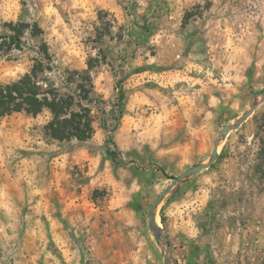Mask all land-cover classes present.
Masks as SVG:
<instances>
[{
    "label": "rangeland",
    "instance_id": "rangeland-1",
    "mask_svg": "<svg viewBox=\"0 0 264 264\" xmlns=\"http://www.w3.org/2000/svg\"><path fill=\"white\" fill-rule=\"evenodd\" d=\"M69 1L0 0V35H3L0 37V83L15 81L29 72L44 42L53 59L52 71L40 73L42 78L51 76L57 86L65 90L67 69L87 70L93 77L95 133L87 141L73 139L62 144L69 152L88 149L92 155L101 154V166L92 173L93 163L89 160L74 161L68 168L70 185L74 183L80 189L95 188L94 194L103 196L108 190L97 187L101 186L97 177L105 161L110 160L114 170L120 166L128 169V183L135 186L131 204L137 210L143 237L146 234L147 240L134 242V249L142 247L141 253L134 251L127 262L99 258L97 256L108 245L98 248L97 244L83 242L82 247H78L82 257L77 264H264V81L246 85L242 97L229 99L227 105L216 107L214 102L211 123L196 124L195 116L189 113V99L175 95L171 84L133 77L144 68L130 65V55L135 56L142 43L140 32L160 30L163 15L177 8L174 0H100L96 11L98 30H43L39 24L43 27L47 21L60 23L63 13H68ZM82 2V9L88 7L87 0ZM114 4L130 20L127 26L120 23L110 9ZM198 7L185 10L183 26L192 12L200 10ZM50 15H57L58 20L54 21ZM10 23L16 25V29L26 25L20 40L10 37L16 33ZM35 23L38 28L34 27ZM90 60L92 69H89ZM148 91H166L168 97L166 100L155 98L154 93ZM147 94L151 99H147ZM166 103L168 108L177 106L181 110L180 121L175 124L178 129L174 133L176 147L172 150L171 140L164 142L161 138L160 144L152 147L150 141H143L148 139L146 136L140 137V114H156ZM255 103L259 106L249 119L222 140L217 161L180 183L159 205L157 222L170 244L169 251L166 241L157 235L149 221L153 202L171 185L174 177L208 161L221 128L234 123ZM51 117L48 109L37 116L14 112L0 117V160L11 162L14 151L23 148L20 145L26 139L50 138L44 126ZM152 117L154 124L159 123L158 116ZM131 123L137 124L133 128L134 134L137 133L133 145L116 134L118 128ZM160 123L162 125L161 120ZM161 133H165L163 127ZM108 152L113 153L114 159ZM226 157L233 160L239 157L241 162L230 163ZM52 161L56 162L57 158ZM221 171L244 172L245 177L213 174ZM211 181L220 186L215 193L216 205L206 209L204 204H197L195 212L192 204L196 190ZM176 203L186 209L183 227L172 215L171 206ZM11 229L0 227V264L43 263L44 258H33L28 251L20 253L18 243L8 234ZM29 246L26 244L27 248Z\"/></svg>",
    "mask_w": 264,
    "mask_h": 264
},
{
    "label": "crops",
    "instance_id": "crops-1",
    "mask_svg": "<svg viewBox=\"0 0 264 264\" xmlns=\"http://www.w3.org/2000/svg\"><path fill=\"white\" fill-rule=\"evenodd\" d=\"M87 1L88 7L82 9V0H70L68 13H63L60 23L47 21L44 28L39 24L40 27L98 30L96 11L100 0ZM174 4L177 8L163 15L160 30L140 32L142 43L137 54L130 55V65L144 69L132 76L141 81L171 84L175 95L190 100L189 113L195 116V123L206 126L212 121L214 102L216 107L227 105L229 99L242 97L246 85L264 81V0H174ZM197 6L200 10L192 12L183 26L185 10ZM111 7L118 21L127 26L130 20L121 14L117 4ZM50 17L58 20L57 15ZM147 93L164 100L168 97L166 91ZM148 97L147 94V99H151ZM166 105L158 108L156 114H140V137L146 136L148 139L143 141H150L152 147L160 144L161 138L164 142L171 140L172 150L176 147L175 124L180 121L181 110ZM154 115L159 117V123H153ZM134 126L137 124L118 128L117 136L127 138L133 145L137 136ZM161 127L165 133H161ZM127 130L131 132L128 135ZM64 142L52 138L26 139L20 145L23 148L14 151L11 162L0 160V227L12 228L8 234L18 243L20 253L28 251L33 258H44L40 264H77L82 257L78 247L83 242H92L98 248L108 245L99 258L127 262L134 251L141 253L142 247L134 249V242L147 240L137 210L131 204L135 186L128 183L129 170L122 166L114 170L113 163L106 160L97 177L101 185L97 187L108 190L103 196L94 194L95 188L70 185L68 168L74 161L89 160L94 173L101 166L102 155H92L88 149L69 152ZM53 158H57L54 163ZM226 159L230 163L241 162L239 157ZM243 173L213 174L241 178L245 177ZM217 184L211 181L196 190L192 204L195 212L197 204L213 209L216 190L220 189ZM171 209L183 227L186 209L177 203ZM191 221L189 216V225ZM26 244L30 246L27 248Z\"/></svg>",
    "mask_w": 264,
    "mask_h": 264
},
{
    "label": "trees",
    "instance_id": "trees-1",
    "mask_svg": "<svg viewBox=\"0 0 264 264\" xmlns=\"http://www.w3.org/2000/svg\"><path fill=\"white\" fill-rule=\"evenodd\" d=\"M9 25L13 28L16 26L13 23ZM20 26L15 28V34L10 35L12 39L20 40L26 25ZM34 27L38 28V24L35 23ZM38 53L39 56L35 58L36 62L29 72L15 81L0 83V117L14 112L37 116L48 109L52 114L44 126L48 137L60 141L91 139L95 133V89L92 75L87 70L67 69L63 90L51 76H40V73L52 71L50 63L53 54L45 42L41 44ZM92 68L90 60L89 69ZM108 153L114 159L113 153ZM162 171L165 173L164 169Z\"/></svg>",
    "mask_w": 264,
    "mask_h": 264
},
{
    "label": "water",
    "instance_id": "water-1",
    "mask_svg": "<svg viewBox=\"0 0 264 264\" xmlns=\"http://www.w3.org/2000/svg\"><path fill=\"white\" fill-rule=\"evenodd\" d=\"M258 106H259V103H255L245 114H243L241 117H239L234 123L224 125L221 128L220 137L215 142V147H214L213 152L211 154V158L206 162H202L200 164H196V165L190 167L184 173H182L180 176L174 177L171 185L168 188H166L165 190H163L158 195V197L155 199V201L153 202V204L151 206V211L149 214V221H150V224L153 227V229L156 231L157 235L162 236L163 239L166 241L169 251L171 249L170 244L167 240L166 235L164 234L163 229L159 226V224L157 222V210H158L159 205L166 199V197L171 192H173L174 190H176L179 187L180 183L188 180L194 174L200 173L204 169L210 167L215 161H217V159L219 158V155H220L219 148H220V144H221L222 140L225 137H227L231 133L232 130L238 129L246 120H248L249 117L254 113V111L256 110V108Z\"/></svg>",
    "mask_w": 264,
    "mask_h": 264
}]
</instances>
